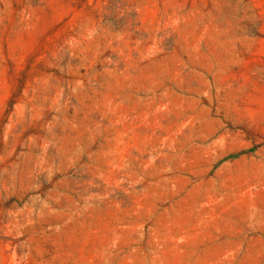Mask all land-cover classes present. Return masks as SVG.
I'll return each instance as SVG.
<instances>
[{"label": "rangeland", "instance_id": "1", "mask_svg": "<svg viewBox=\"0 0 264 264\" xmlns=\"http://www.w3.org/2000/svg\"><path fill=\"white\" fill-rule=\"evenodd\" d=\"M0 264H264V0H0Z\"/></svg>", "mask_w": 264, "mask_h": 264}]
</instances>
